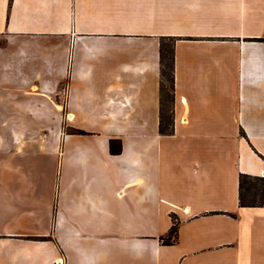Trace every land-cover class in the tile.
<instances>
[{"label": "crops", "instance_id": "crops-1", "mask_svg": "<svg viewBox=\"0 0 264 264\" xmlns=\"http://www.w3.org/2000/svg\"><path fill=\"white\" fill-rule=\"evenodd\" d=\"M240 175L264 178V0H0V264H264Z\"/></svg>", "mask_w": 264, "mask_h": 264}, {"label": "trees", "instance_id": "trees-1", "mask_svg": "<svg viewBox=\"0 0 264 264\" xmlns=\"http://www.w3.org/2000/svg\"><path fill=\"white\" fill-rule=\"evenodd\" d=\"M159 124L160 135L169 136L172 134L173 114L172 106L174 102V77H173V57L172 40L161 38L159 45ZM74 134L84 135V132L74 131ZM110 153L118 155L120 144L111 141ZM239 195L238 203L240 208L264 207V178L240 175L238 180ZM173 219V218H172ZM177 241V225L172 222V226L165 238H161L163 245H172Z\"/></svg>", "mask_w": 264, "mask_h": 264}, {"label": "bare ground", "instance_id": "bare-ground-1", "mask_svg": "<svg viewBox=\"0 0 264 264\" xmlns=\"http://www.w3.org/2000/svg\"><path fill=\"white\" fill-rule=\"evenodd\" d=\"M59 109V108H58ZM72 116L71 115H68V120L71 121L72 120Z\"/></svg>", "mask_w": 264, "mask_h": 264}, {"label": "rangeland", "instance_id": "rangeland-1", "mask_svg": "<svg viewBox=\"0 0 264 264\" xmlns=\"http://www.w3.org/2000/svg\"><path fill=\"white\" fill-rule=\"evenodd\" d=\"M67 121L70 122V121L68 120V118H67ZM71 121H72V120H71Z\"/></svg>", "mask_w": 264, "mask_h": 264}, {"label": "built area", "instance_id": "built-area-1", "mask_svg": "<svg viewBox=\"0 0 264 264\" xmlns=\"http://www.w3.org/2000/svg\"><path fill=\"white\" fill-rule=\"evenodd\" d=\"M67 119V118H66Z\"/></svg>", "mask_w": 264, "mask_h": 264}]
</instances>
